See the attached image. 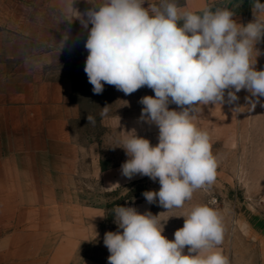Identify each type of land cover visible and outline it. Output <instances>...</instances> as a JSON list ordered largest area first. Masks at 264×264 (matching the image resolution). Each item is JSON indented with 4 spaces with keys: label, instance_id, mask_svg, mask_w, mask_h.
<instances>
[{
    "label": "clouds",
    "instance_id": "clouds-1",
    "mask_svg": "<svg viewBox=\"0 0 264 264\" xmlns=\"http://www.w3.org/2000/svg\"><path fill=\"white\" fill-rule=\"evenodd\" d=\"M88 2L92 7L83 14L73 7L74 0L67 10L76 11L85 29L91 25L84 71L93 93L101 94L105 84L125 95L145 86L154 92L140 100L141 119L158 127V143L153 146L134 130L128 132L121 148L129 158L121 173L128 179L158 180V191L143 193L149 204L183 207L195 190L215 181L218 166L208 133L192 122L197 106L225 103L226 90L227 102L233 103L236 93L246 89L256 98L249 99L253 108L264 97V69L256 70L252 60L255 45L264 38V4L254 0V19L239 24L227 8L194 12L174 0L147 7V0ZM170 103L181 110H170ZM87 120L94 123L91 116ZM113 213L122 232L104 235L108 264H229L215 250L224 230L213 208L193 207L173 240L162 234L158 215L124 206L114 207Z\"/></svg>",
    "mask_w": 264,
    "mask_h": 264
},
{
    "label": "crops",
    "instance_id": "crops-1",
    "mask_svg": "<svg viewBox=\"0 0 264 264\" xmlns=\"http://www.w3.org/2000/svg\"><path fill=\"white\" fill-rule=\"evenodd\" d=\"M213 1L186 0L181 7L199 12L230 3ZM70 3L0 0V264H108L107 210L81 199V176L92 174L107 189L127 179L121 167H102L92 143L73 138L81 105L71 99L72 79L61 74L63 26L77 15L68 12ZM73 7L83 14L92 5L74 0ZM233 18L242 24V13ZM175 231L162 234L173 240ZM88 243L107 261L84 254ZM215 250L223 253L221 245Z\"/></svg>",
    "mask_w": 264,
    "mask_h": 264
},
{
    "label": "rangeland",
    "instance_id": "rangeland-1",
    "mask_svg": "<svg viewBox=\"0 0 264 264\" xmlns=\"http://www.w3.org/2000/svg\"><path fill=\"white\" fill-rule=\"evenodd\" d=\"M185 1L174 0L179 6ZM229 1V5L224 4L226 6L222 9L237 4L234 0ZM158 3L159 0H147L145 7ZM71 19L63 26L61 74L72 79L74 90L71 99L81 105V116L72 122L73 138L84 147L92 143L101 165L121 167L129 158L121 148L128 132L134 130L138 136L150 140L153 146L158 143V127L141 119L143 105L140 100L144 96H154V92L145 86L125 95L115 86L105 84L101 94H94L84 71L88 55L84 45L91 25L85 29L75 16ZM252 20L250 14H243L242 24ZM255 47L257 50L254 49L252 60L256 62V70H262L264 38ZM227 92L225 103L197 106L193 114L192 122L209 135L211 151L218 166L215 181L195 190L183 207L167 210L158 201L149 204L143 193L158 191L160 185L158 180L154 182L146 176L126 178L127 183L108 189L101 186L99 179L92 174L81 176L80 182L85 187L80 194L81 199L107 210L105 233L122 232L115 222L113 208L116 206H140L139 213L158 215L164 229L177 230L183 227V216L187 212L197 205H206L220 215L224 230L220 245L229 264H264V97L259 98V103L253 108L249 99L256 98L251 97L246 89L236 93L238 100L233 103L227 102ZM169 109L181 110L173 103L169 104ZM88 116L94 118V123H88ZM89 162L86 159L87 168ZM84 254L107 261L105 252L94 243L85 245Z\"/></svg>",
    "mask_w": 264,
    "mask_h": 264
},
{
    "label": "trees",
    "instance_id": "trees-1",
    "mask_svg": "<svg viewBox=\"0 0 264 264\" xmlns=\"http://www.w3.org/2000/svg\"><path fill=\"white\" fill-rule=\"evenodd\" d=\"M236 1L237 4H235L234 6H232V9L231 11H233L234 13H243L245 15H249L250 12H251V2L253 0H234ZM237 1H241L240 2H237ZM261 3L264 4V0H260ZM102 167L105 169L107 168V166L102 163Z\"/></svg>",
    "mask_w": 264,
    "mask_h": 264
}]
</instances>
